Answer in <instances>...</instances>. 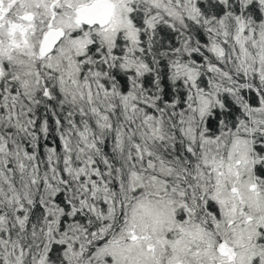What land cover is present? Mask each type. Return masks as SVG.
Wrapping results in <instances>:
<instances>
[{
    "label": "snow or ice",
    "instance_id": "6c2138e0",
    "mask_svg": "<svg viewBox=\"0 0 264 264\" xmlns=\"http://www.w3.org/2000/svg\"><path fill=\"white\" fill-rule=\"evenodd\" d=\"M0 264H264V0H0Z\"/></svg>",
    "mask_w": 264,
    "mask_h": 264
}]
</instances>
